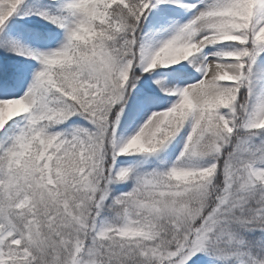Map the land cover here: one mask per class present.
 <instances>
[{
	"label": "snow or ice",
	"instance_id": "6c2138e0",
	"mask_svg": "<svg viewBox=\"0 0 264 264\" xmlns=\"http://www.w3.org/2000/svg\"><path fill=\"white\" fill-rule=\"evenodd\" d=\"M0 264H264V0H0Z\"/></svg>",
	"mask_w": 264,
	"mask_h": 264
}]
</instances>
